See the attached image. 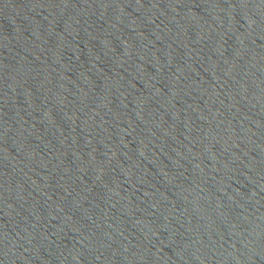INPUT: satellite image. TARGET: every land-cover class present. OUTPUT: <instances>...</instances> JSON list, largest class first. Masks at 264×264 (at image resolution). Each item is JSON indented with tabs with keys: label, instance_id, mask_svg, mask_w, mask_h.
Here are the masks:
<instances>
[{
	"label": "water",
	"instance_id": "95a60500",
	"mask_svg": "<svg viewBox=\"0 0 264 264\" xmlns=\"http://www.w3.org/2000/svg\"><path fill=\"white\" fill-rule=\"evenodd\" d=\"M0 264H264V0H0Z\"/></svg>",
	"mask_w": 264,
	"mask_h": 264
}]
</instances>
